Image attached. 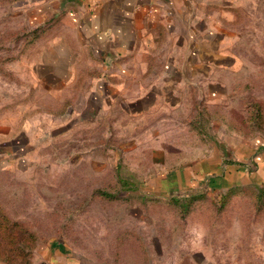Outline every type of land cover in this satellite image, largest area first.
<instances>
[{
  "label": "rangeland",
  "instance_id": "374dc122",
  "mask_svg": "<svg viewBox=\"0 0 264 264\" xmlns=\"http://www.w3.org/2000/svg\"><path fill=\"white\" fill-rule=\"evenodd\" d=\"M28 1L0 0V209L36 238L18 231L9 264H38L37 244L50 238L64 239L68 253L41 248L54 264H264V184L210 185L211 197L196 198L169 186L177 170L169 173L207 147L167 152L161 165L133 163L145 154L140 128L152 121L125 119L122 104L77 99L73 88L62 105L40 81L57 73L22 72L42 63L25 55L29 32L39 34L21 12ZM230 31L241 37L205 91L192 123L200 134L184 139L208 143L226 130L264 144V0Z\"/></svg>",
  "mask_w": 264,
  "mask_h": 264
},
{
  "label": "crops",
  "instance_id": "0c3cea01",
  "mask_svg": "<svg viewBox=\"0 0 264 264\" xmlns=\"http://www.w3.org/2000/svg\"><path fill=\"white\" fill-rule=\"evenodd\" d=\"M258 1H28V9L23 6L17 11H26L27 27L39 34L29 32L28 40L34 43L25 55L40 57L42 63L27 64L22 72L32 73L27 79L38 80V72L57 73L55 82L43 76L40 81L44 93L53 94L62 105L71 99L67 89L73 88L77 99L82 96L87 102L95 97L99 103L122 104L125 119L152 121L140 128L145 154L133 163L161 165L167 163V152L207 147V154L187 159L169 173L172 177L177 170L176 178L167 182L182 194L215 184L220 190L230 185H263L264 144L226 130L208 143L184 139L190 132L200 134L192 123L203 110L205 91L215 86L212 77L226 71L223 61L232 57L227 52L231 40L241 37L230 26L242 23L245 10L257 8ZM110 112L106 116L113 119ZM44 246L68 255L64 239L40 242L37 253L49 264H54L55 253H41Z\"/></svg>",
  "mask_w": 264,
  "mask_h": 264
},
{
  "label": "trees",
  "instance_id": "16d2710c",
  "mask_svg": "<svg viewBox=\"0 0 264 264\" xmlns=\"http://www.w3.org/2000/svg\"><path fill=\"white\" fill-rule=\"evenodd\" d=\"M134 183L138 185L137 182L134 181ZM233 186H241V185H230L227 188H231ZM203 194L211 197L208 190H204V189L190 191L188 193H184L181 195H187V196H191L192 198L194 197L196 198L197 196L203 195ZM18 231L25 232V234H29V236H31L33 240L36 239L35 234L33 232L23 229L21 221L10 218L5 212H3L0 209V240L5 242V243L4 242L2 243L3 246L0 243V254L4 255L5 264H9V261L11 258V255H9V253H11L14 250V244H15L14 242H15L16 235L19 234ZM39 243L40 242H38V244ZM38 244H37V247H38ZM76 263L77 262L73 261V262H68L67 264H76ZM38 264H49V262H47V260L45 259H41Z\"/></svg>",
  "mask_w": 264,
  "mask_h": 264
}]
</instances>
